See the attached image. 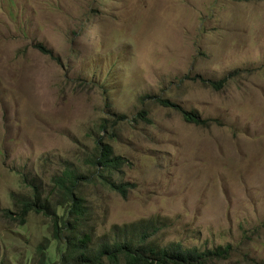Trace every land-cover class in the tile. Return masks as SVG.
Wrapping results in <instances>:
<instances>
[{
    "label": "rangeland",
    "instance_id": "obj_1",
    "mask_svg": "<svg viewBox=\"0 0 264 264\" xmlns=\"http://www.w3.org/2000/svg\"><path fill=\"white\" fill-rule=\"evenodd\" d=\"M239 1L0 0V264H36L49 236L42 215L21 228L3 213L30 191L23 177L65 162L91 176L98 127L118 116L104 144L126 159L113 179L127 194L91 189V225L158 219L164 246L264 264V0ZM141 111L150 124H133Z\"/></svg>",
    "mask_w": 264,
    "mask_h": 264
},
{
    "label": "trees",
    "instance_id": "obj_2",
    "mask_svg": "<svg viewBox=\"0 0 264 264\" xmlns=\"http://www.w3.org/2000/svg\"><path fill=\"white\" fill-rule=\"evenodd\" d=\"M243 1L246 2H239ZM34 48L42 55L50 56V52L44 47L38 45ZM201 82L204 83L203 80ZM205 85L216 90H221L223 86L222 83L210 82ZM150 101L164 109L178 110L189 124H206L169 100L156 98ZM148 116V112L141 111L133 124H150ZM125 120L127 117L118 116L114 121L100 123L98 130L105 137L108 136L110 142L115 143V128ZM105 137H99L90 148L91 155L85 157L84 162L89 166L86 171L91 166L95 168L91 176L65 162L47 179L35 176L32 185L27 177H23V190L30 187V191L14 200L15 211L7 209L3 213L21 228L25 227L33 213L42 215L50 224L49 236L35 248L33 255H27L29 261H37L36 264H213L230 259V245L203 250L197 247L185 248L181 244L164 246L160 240L162 229L158 219L114 225L100 234L98 226L91 225L96 214L87 193L93 189L96 195L104 190L120 193L124 197L127 194V186L113 179L127 163L126 159L116 155L113 147L104 144ZM79 166H83V163ZM45 185L47 188H44ZM53 242L56 243L55 251L59 259L50 263V247Z\"/></svg>",
    "mask_w": 264,
    "mask_h": 264
}]
</instances>
